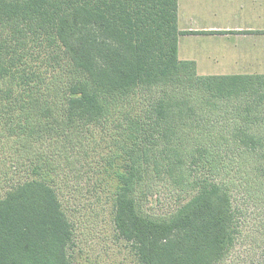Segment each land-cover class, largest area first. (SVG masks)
Listing matches in <instances>:
<instances>
[{
    "label": "trees",
    "instance_id": "trees-1",
    "mask_svg": "<svg viewBox=\"0 0 264 264\" xmlns=\"http://www.w3.org/2000/svg\"><path fill=\"white\" fill-rule=\"evenodd\" d=\"M177 19V0H0V138L32 152L29 177L0 196V264H71L54 176L94 151L141 264L226 259L238 233L226 175L234 165L264 193V73L198 74L178 56ZM162 170L195 194L150 217L136 191Z\"/></svg>",
    "mask_w": 264,
    "mask_h": 264
},
{
    "label": "rangeland",
    "instance_id": "rangeland-1",
    "mask_svg": "<svg viewBox=\"0 0 264 264\" xmlns=\"http://www.w3.org/2000/svg\"><path fill=\"white\" fill-rule=\"evenodd\" d=\"M239 73L264 71L198 72L201 75ZM94 134L95 143H106L103 132L94 131ZM17 148L13 137L0 138V196L11 184L29 177L27 157L31 155V149L20 152L15 150ZM101 163L100 154L94 151L87 159L74 160L73 166H66L54 176L59 199L73 232L68 247L71 264H141L134 244L123 239L113 226L109 191L97 185V180L102 178L97 172ZM235 169L233 165L226 177L231 181V203L236 211L238 233L233 248L221 264H264V193L256 189L249 195L240 185L244 183V176L241 172L234 174ZM149 177L137 189L135 197L140 211L150 217L172 215L195 194V190L175 186L164 170Z\"/></svg>",
    "mask_w": 264,
    "mask_h": 264
},
{
    "label": "crops",
    "instance_id": "crops-1",
    "mask_svg": "<svg viewBox=\"0 0 264 264\" xmlns=\"http://www.w3.org/2000/svg\"><path fill=\"white\" fill-rule=\"evenodd\" d=\"M178 56L199 73L264 71V0H177Z\"/></svg>",
    "mask_w": 264,
    "mask_h": 264
}]
</instances>
